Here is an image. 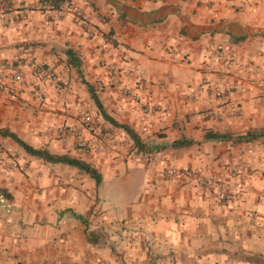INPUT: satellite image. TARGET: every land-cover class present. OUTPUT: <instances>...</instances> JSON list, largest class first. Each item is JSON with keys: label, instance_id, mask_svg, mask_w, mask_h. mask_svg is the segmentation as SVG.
Segmentation results:
<instances>
[{"label": "crops", "instance_id": "1", "mask_svg": "<svg viewBox=\"0 0 264 264\" xmlns=\"http://www.w3.org/2000/svg\"><path fill=\"white\" fill-rule=\"evenodd\" d=\"M69 50L104 113L134 132L141 152L99 114ZM18 63L24 93L7 72ZM33 66H50L61 88L40 82ZM86 112L126 148L85 155L73 135L56 133L65 127L88 138ZM0 131L83 160L101 176L96 186L0 135V264H115L110 247L121 221L133 237L128 253L149 237H175L184 222L208 223L215 196L167 170L220 178L250 199L264 188V137L206 140L264 133V0H0ZM182 140L192 144L173 147ZM127 190L128 199L119 196Z\"/></svg>", "mask_w": 264, "mask_h": 264}, {"label": "rangeland", "instance_id": "2", "mask_svg": "<svg viewBox=\"0 0 264 264\" xmlns=\"http://www.w3.org/2000/svg\"><path fill=\"white\" fill-rule=\"evenodd\" d=\"M129 193L119 192V196L128 199ZM255 193L257 196L250 199L239 191L238 200L232 204L215 201L216 209L208 223L188 227L181 223L175 237L159 243L149 237L140 252H127L133 237L127 234L124 221L119 222L120 232L110 247L117 258L115 264H264V188H256Z\"/></svg>", "mask_w": 264, "mask_h": 264}, {"label": "built area", "instance_id": "3", "mask_svg": "<svg viewBox=\"0 0 264 264\" xmlns=\"http://www.w3.org/2000/svg\"><path fill=\"white\" fill-rule=\"evenodd\" d=\"M62 7L67 11L73 9L72 4L69 1H65ZM76 19L83 21L79 14L76 15ZM23 67L24 66L22 64L18 63L16 66H8L7 69L10 80L19 86L21 93H24L25 90H27V86L23 78ZM32 70L40 82L50 83L56 88H60L58 84V76L50 66H33ZM109 70L111 69L109 68ZM30 93L33 94L39 102L43 101V94L39 89L32 88ZM215 96L222 97L223 94L217 92ZM208 114L210 116L215 115L214 113ZM81 120L82 124L84 125L85 132L88 133V138H85L81 132H76L75 130L69 128H62L56 131L58 135L62 136H68L69 134L73 135L76 138V147L81 154L88 155L92 153H104L110 148L125 147L124 142L120 141L116 135L112 136L110 134H101L95 130L94 126L92 125L93 123L91 118L86 113L81 114ZM143 160L151 166L155 162V157L152 155H145ZM233 169H235V167H233ZM167 175L181 180L193 181L196 187L213 194L215 199L222 204L234 203L239 198L237 195L238 192H233L228 185L225 186L222 183V179L201 175V173L196 170H179L171 168L167 170Z\"/></svg>", "mask_w": 264, "mask_h": 264}, {"label": "trees", "instance_id": "4", "mask_svg": "<svg viewBox=\"0 0 264 264\" xmlns=\"http://www.w3.org/2000/svg\"><path fill=\"white\" fill-rule=\"evenodd\" d=\"M55 1L60 2L62 0H55ZM66 55L69 57L70 65L75 69L76 73L81 78L83 84L87 87L89 96H90L91 100L93 101V103H94L96 109L98 110L99 114L102 116V118L104 120H106L108 123H110L112 126H114L116 128H120L121 130H123L124 133L132 141L136 150L138 152H141L143 145L140 142V140L138 139V137L134 134V132L129 127H127L126 125L117 124L113 119H111L110 117H108L104 113L103 108L101 106V103H100L93 87L83 80V77H82V74L80 71L81 62L77 58L76 54L69 50V51H67ZM0 135L12 139L20 148H22L24 150V152L26 154H28L31 157H34L36 159H39V160H41L45 163H49V164H64V165L74 167L77 170H79L80 172L86 174L90 179H92L96 186H98L100 184L101 176L98 173V171L96 169H94L90 164L86 163L83 160L74 159L68 155H53V154H50V153L43 151V150L34 149V148L30 147L29 145H27L22 140H20L16 135L9 133L8 131H0ZM261 137H264V133H261V132L260 133H257V132L251 133V132H249L243 136H239V137H235V138H232L229 135H220V134L208 133L206 135V140H221V141L233 140L234 142H251V141L256 140L258 138H261ZM191 144H192V142H190V141L182 140V141H178V142L174 143L173 147H176V148L187 147ZM0 196H1L0 198H3V197L5 198L4 191H0ZM6 197L9 198L8 196H6Z\"/></svg>", "mask_w": 264, "mask_h": 264}]
</instances>
